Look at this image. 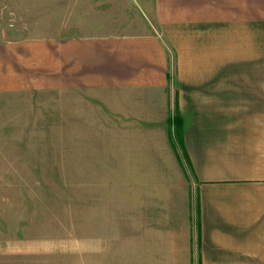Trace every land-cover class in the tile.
Here are the masks:
<instances>
[{
  "label": "crops",
  "instance_id": "crops-1",
  "mask_svg": "<svg viewBox=\"0 0 264 264\" xmlns=\"http://www.w3.org/2000/svg\"><path fill=\"white\" fill-rule=\"evenodd\" d=\"M58 14L57 35L0 31V96L73 93L123 133L124 163L146 168L123 173L139 183L122 260L136 247L131 264H264V0H73Z\"/></svg>",
  "mask_w": 264,
  "mask_h": 264
},
{
  "label": "rangeland",
  "instance_id": "rangeland-1",
  "mask_svg": "<svg viewBox=\"0 0 264 264\" xmlns=\"http://www.w3.org/2000/svg\"><path fill=\"white\" fill-rule=\"evenodd\" d=\"M63 1L73 0H0V31L57 35ZM77 98L52 91L0 96V264L133 261L136 247L132 254L125 248L124 261L116 244L127 216L122 205L139 183L123 173L146 166L124 163L128 151L116 146L123 133L105 132L106 118L92 110L87 116Z\"/></svg>",
  "mask_w": 264,
  "mask_h": 264
}]
</instances>
